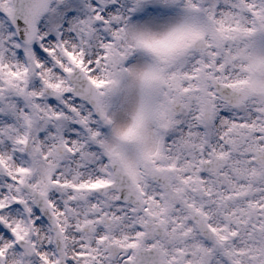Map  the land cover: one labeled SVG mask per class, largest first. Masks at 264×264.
Returning <instances> with one entry per match:
<instances>
[{"label": "snow or ice", "instance_id": "obj_1", "mask_svg": "<svg viewBox=\"0 0 264 264\" xmlns=\"http://www.w3.org/2000/svg\"><path fill=\"white\" fill-rule=\"evenodd\" d=\"M0 264H264V0H0Z\"/></svg>", "mask_w": 264, "mask_h": 264}]
</instances>
